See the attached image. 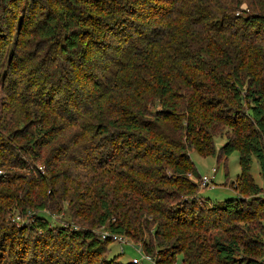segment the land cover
Returning <instances> with one entry per match:
<instances>
[{"label":"trees","instance_id":"1","mask_svg":"<svg viewBox=\"0 0 264 264\" xmlns=\"http://www.w3.org/2000/svg\"><path fill=\"white\" fill-rule=\"evenodd\" d=\"M16 1L0 0V168L29 174L0 175V264H123L95 226L157 264H264V0H28L15 27ZM192 150L240 152L237 197L200 194ZM66 200L87 228L47 218Z\"/></svg>","mask_w":264,"mask_h":264},{"label":"rangeland","instance_id":"2","mask_svg":"<svg viewBox=\"0 0 264 264\" xmlns=\"http://www.w3.org/2000/svg\"><path fill=\"white\" fill-rule=\"evenodd\" d=\"M27 1L28 0H17L16 1L15 9L17 10V16H16L17 20L15 21L16 22L14 25L15 27H18L17 25L19 24V22H21V16L23 14H28V12L25 11L24 9ZM86 6L90 7V5L88 4ZM15 40L16 39H13L14 42ZM4 70H6V68L4 66H1L0 73L3 72ZM3 78L4 77H0V80L2 81L0 83V112L3 111V109L1 108L2 104H9L12 102V99H10V97L6 95L7 90H5L4 88L5 83L3 84L4 82L2 80ZM17 78L22 80V82L24 83V80H25L24 78H20L19 76ZM6 86L8 87V82L6 83ZM21 89L23 91V88ZM21 89L19 90V92H21ZM226 140L227 138L225 135L218 136L216 138L217 149H219L220 146H222L226 142ZM12 142H14V143H11L13 144L14 154L18 152V154H21L23 157H26L20 151L21 144H24L23 141L16 139V140H13ZM190 156L192 160L194 161V163L196 164V167L201 177L202 176L212 177L213 175H215L213 184H211L208 187H202L201 181H200V194L203 197L209 198L214 203V202L223 201L227 198H233V197L238 196L239 192L234 187L237 185L236 179L241 173L240 152L239 151H235L227 159L222 160L221 162L218 161L217 156L215 155L202 156L195 150H192L190 152ZM37 166L39 167V170L42 171V173H44V168L39 162H37ZM213 168H217L216 173L213 172ZM9 172L19 173L20 176L22 177H28V174H29L28 170H18L17 168L15 169L13 167L8 168L7 170H5V168H0V175H6ZM252 175L256 183L259 184V186L263 188L262 189L263 192L260 195L258 194V196H261L264 199V176L262 174L261 167L255 156H253V159H252ZM234 181H235V184L233 185L232 182ZM243 196L247 199H250L257 195L252 196V195H249V193L242 192L241 197ZM58 208L60 209L59 213L49 209L48 211L45 212L48 214L47 215L48 217L45 214L43 215H45L50 220H53V222H55L57 225H66V226L70 225V227H73L76 229H80L82 227L87 228L88 225H81V224H76L73 222L72 220L73 218H71V208H70L69 200H66L63 203H61L60 207ZM36 213H38V211L34 212V214ZM32 219H33L32 214L21 213L19 210H13L7 216V220L8 222H10V225L15 226L17 229L28 226L32 222ZM93 229L95 231L97 230L102 231V229H105V228L103 226H100V227L95 226V228ZM127 239H129V244L124 245L125 247L124 253H121L119 243L111 241L108 246V257L109 258L118 257L119 261H121L123 264H130L134 258L144 259L143 264H157L154 258L153 259L144 258L145 253L144 251L141 250V244L139 242H136L129 236H127ZM174 264H182L181 254H179L176 257V261Z\"/></svg>","mask_w":264,"mask_h":264},{"label":"built area","instance_id":"3","mask_svg":"<svg viewBox=\"0 0 264 264\" xmlns=\"http://www.w3.org/2000/svg\"><path fill=\"white\" fill-rule=\"evenodd\" d=\"M213 172L216 173L217 172V168H213ZM214 176L213 175L212 177H209V176H202L201 177V186L202 187H208L210 186L211 184H213V180H214ZM105 229H102V231L100 230H97L95 232H97L101 238L103 240H110V241H114V242H117L119 243L120 245V251L121 253H124L125 251V247L124 245H128L129 244V239H127V236L126 235H122V234H116V233H112L110 230H108L105 226H103ZM141 250L143 251L142 247H141ZM145 253V252H144ZM144 258H148V259H153L152 257L148 256L146 253H145V256ZM143 260L144 259H140V258H134L132 260V263L133 264H143Z\"/></svg>","mask_w":264,"mask_h":264}]
</instances>
